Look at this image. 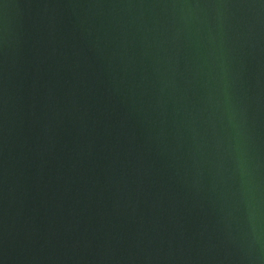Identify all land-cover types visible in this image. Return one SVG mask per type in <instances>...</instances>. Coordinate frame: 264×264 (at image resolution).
<instances>
[{"label":"water","instance_id":"95a60500","mask_svg":"<svg viewBox=\"0 0 264 264\" xmlns=\"http://www.w3.org/2000/svg\"><path fill=\"white\" fill-rule=\"evenodd\" d=\"M0 264H264V0H0Z\"/></svg>","mask_w":264,"mask_h":264}]
</instances>
